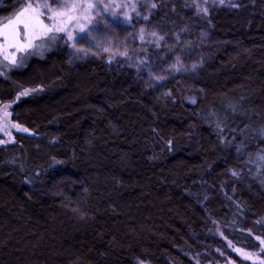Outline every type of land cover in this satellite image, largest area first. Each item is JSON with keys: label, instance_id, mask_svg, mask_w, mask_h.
I'll use <instances>...</instances> for the list:
<instances>
[{"label": "trees", "instance_id": "16d2710c", "mask_svg": "<svg viewBox=\"0 0 264 264\" xmlns=\"http://www.w3.org/2000/svg\"><path fill=\"white\" fill-rule=\"evenodd\" d=\"M250 1L211 14L217 50L164 90L72 61L62 34L0 66V107L30 132L0 144V264H260L229 247L264 239V0ZM20 7L0 0V24Z\"/></svg>", "mask_w": 264, "mask_h": 264}, {"label": "rangeland", "instance_id": "374dc122", "mask_svg": "<svg viewBox=\"0 0 264 264\" xmlns=\"http://www.w3.org/2000/svg\"><path fill=\"white\" fill-rule=\"evenodd\" d=\"M92 2L98 3L99 8L92 12L93 21L88 25L90 31L86 36L71 27L74 39L69 40L65 33H60L68 40L70 59L74 62H83L92 57L103 58L119 67L132 69L137 79L146 81L150 87L163 90L170 78L188 76L200 70L205 61L217 50V45H213L210 40L212 13L220 10L240 12L246 5L252 4L250 0H224L223 4L219 0H169L163 3L155 0H92ZM105 4L109 7L103 10ZM152 4H156V8H152ZM179 4L192 12L193 19L186 18L185 23L178 21ZM203 8L208 9L207 13L202 11ZM20 55L17 54L18 60ZM7 63L0 55V66ZM164 93L169 94V90L166 89ZM2 107L3 105L0 107V114ZM7 110L11 113L10 107ZM8 119L16 123L12 113ZM9 130L13 138L19 133L16 129ZM8 139L0 132V140ZM243 251L259 257L257 259L254 256L252 260L247 261L260 263L264 260V253L261 251L247 249ZM235 254L238 255L236 252Z\"/></svg>", "mask_w": 264, "mask_h": 264}, {"label": "snow or ice", "instance_id": "6c2138e0", "mask_svg": "<svg viewBox=\"0 0 264 264\" xmlns=\"http://www.w3.org/2000/svg\"><path fill=\"white\" fill-rule=\"evenodd\" d=\"M219 2L223 4L224 0H219ZM18 3L21 4L20 9L14 12L11 17H6L7 22L0 27V55L3 56L4 61L8 62L4 67L9 65L13 67L23 66L25 54L33 55L36 50L42 48L49 41L62 38L59 36L60 33H65L69 40L75 38L73 30L84 33L86 36L90 31L88 25L92 24L93 21L92 12L99 8V4L93 3L92 0H51V2L49 0H43V2L40 0H35V2L33 0H18ZM117 6L120 7L121 5ZM108 7L109 5L105 4L103 10ZM151 7L156 8V4H152ZM133 10H135V5H133ZM202 11L207 13L208 9L203 8ZM125 16L127 17V13ZM45 20L48 22L46 23ZM70 27L73 30H70ZM10 49L12 51H9ZM105 50L107 51V49ZM18 53L21 54L19 60L17 58ZM2 74L0 73V75ZM30 91L37 92L40 89L24 90L19 93L16 100L29 95ZM192 102L195 103V100ZM10 106V104L3 105L2 114H0V132L9 138L8 140H0V144L9 143L14 139L10 128L16 129L20 133L29 132L28 128L12 123L8 119L11 113L7 109ZM168 143L171 145L172 142L169 141ZM261 159H264V156H261ZM232 175L238 174L233 172ZM255 239L260 242L262 246L260 251L264 253V239L259 236ZM229 247H232L233 251L238 254V258L242 257L243 260H252L256 256L254 253H246L243 249L235 248L231 242H229ZM256 258L259 259L258 256ZM140 264L143 262L141 261ZM229 264H235V261L230 260ZM260 264H264V260H261Z\"/></svg>", "mask_w": 264, "mask_h": 264}]
</instances>
